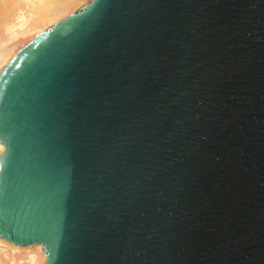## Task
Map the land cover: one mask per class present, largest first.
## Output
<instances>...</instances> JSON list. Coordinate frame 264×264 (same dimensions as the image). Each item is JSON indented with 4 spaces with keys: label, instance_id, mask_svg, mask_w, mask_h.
<instances>
[{
    "label": "water",
    "instance_id": "obj_1",
    "mask_svg": "<svg viewBox=\"0 0 264 264\" xmlns=\"http://www.w3.org/2000/svg\"><path fill=\"white\" fill-rule=\"evenodd\" d=\"M0 142L45 264H264V0H91L0 71Z\"/></svg>",
    "mask_w": 264,
    "mask_h": 264
},
{
    "label": "bare ground",
    "instance_id": "obj_2",
    "mask_svg": "<svg viewBox=\"0 0 264 264\" xmlns=\"http://www.w3.org/2000/svg\"><path fill=\"white\" fill-rule=\"evenodd\" d=\"M89 2L91 0H0V71L37 34ZM4 149L0 142V154ZM0 248L7 252V260L0 258V264H45L47 261L44 247L39 243L17 245L0 236Z\"/></svg>",
    "mask_w": 264,
    "mask_h": 264
},
{
    "label": "rangeland",
    "instance_id": "obj_3",
    "mask_svg": "<svg viewBox=\"0 0 264 264\" xmlns=\"http://www.w3.org/2000/svg\"><path fill=\"white\" fill-rule=\"evenodd\" d=\"M79 10V9H78ZM78 10H76V11H78ZM75 11V12H76ZM3 252V253H2ZM7 252H5L4 250H2L1 248H0V258H1V260L2 261H6L7 259V254H6ZM2 254H4V255H2ZM1 256H4V257H1ZM6 257V258H5ZM2 258H4V259H2ZM6 259V260H5Z\"/></svg>",
    "mask_w": 264,
    "mask_h": 264
}]
</instances>
